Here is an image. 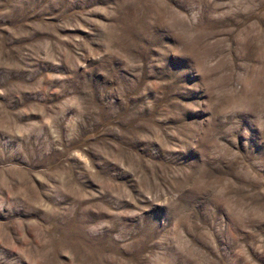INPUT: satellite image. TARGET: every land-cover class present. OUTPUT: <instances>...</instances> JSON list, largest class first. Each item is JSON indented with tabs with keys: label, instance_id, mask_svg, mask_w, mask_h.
I'll return each instance as SVG.
<instances>
[{
	"label": "rangeland",
	"instance_id": "rangeland-1",
	"mask_svg": "<svg viewBox=\"0 0 264 264\" xmlns=\"http://www.w3.org/2000/svg\"><path fill=\"white\" fill-rule=\"evenodd\" d=\"M0 264H264V0H0Z\"/></svg>",
	"mask_w": 264,
	"mask_h": 264
}]
</instances>
